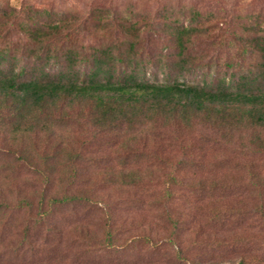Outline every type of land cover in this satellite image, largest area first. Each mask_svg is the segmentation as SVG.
Listing matches in <instances>:
<instances>
[{
	"label": "rangeland",
	"instance_id": "1",
	"mask_svg": "<svg viewBox=\"0 0 264 264\" xmlns=\"http://www.w3.org/2000/svg\"><path fill=\"white\" fill-rule=\"evenodd\" d=\"M1 12L17 14L20 26H31L29 18L45 28L73 24L85 49L118 42L119 26L138 25L136 51L149 81L230 88L259 72L255 43H264V0H0ZM18 26L2 32L6 45L0 40L11 68L58 70L48 60L51 46L36 48ZM186 28L196 32L180 69L174 35ZM70 120L65 138L77 157L74 175L65 171L70 179L60 180L57 171L33 178L25 165L13 166L0 181V203L25 196L34 206L0 212V264H237L249 252L253 264H264V221L253 207L259 195L248 190L249 182L264 181V155L255 154L249 130L227 133L195 121L186 132L161 122L146 152L150 160L141 167L148 177L144 171L145 181L124 187L117 172L109 177L111 167L123 165L120 141L99 134L84 118ZM10 143L0 137V169L12 164L2 157ZM41 143L31 159L37 167H69L66 152L54 161ZM47 179L50 192L78 200L49 210L40 222L33 197Z\"/></svg>",
	"mask_w": 264,
	"mask_h": 264
},
{
	"label": "trees",
	"instance_id": "2",
	"mask_svg": "<svg viewBox=\"0 0 264 264\" xmlns=\"http://www.w3.org/2000/svg\"><path fill=\"white\" fill-rule=\"evenodd\" d=\"M5 13H0V40L5 42L4 45L7 34L2 32L19 25L17 14L7 18ZM9 19L12 22L5 23ZM28 20L31 26L19 25L18 29L21 28L28 41L41 51L50 45L48 60H54L59 68L52 73L43 69L38 70V74L24 73L22 69L16 72L8 60L9 51L0 50V59L6 63L0 64V137L14 142L2 154L11 159L12 164L0 169V181L6 180L5 172H13V166L22 168L25 165L31 167L29 174L33 178L50 177L48 175L57 171L60 180L70 179L65 171L74 175L72 162L77 157L67 146L65 133L74 125L70 120L72 116L84 118L99 134L112 135L120 141L116 151L123 165L111 167L109 177H115L117 172L120 185L124 187H135L145 181L142 172L147 168L141 167L150 160L146 152L161 122L165 129L186 132L191 131L195 121L202 127L227 133L244 128L253 135L255 154L264 155V43H255L261 58L258 74L251 79L241 77L230 88L223 84L212 88L177 81L158 83L147 80L140 68L136 51L138 25L119 26L122 38L118 42L113 39L111 43L85 49L73 24L45 28L34 24L30 18ZM195 32L194 28H186L174 35L180 69L184 68L181 59L189 56L188 44ZM184 37H187L186 41ZM39 141H42L41 151L46 147V153L53 160L66 152L69 167H59L58 171L59 164H56L48 172L37 167L40 163L31 159L39 149ZM146 172L148 177L149 171ZM50 180L47 179L44 189L33 197L37 200L35 208L40 211V222L49 215V210L78 200L66 193L50 192ZM248 185V190L258 192L260 202L253 206L254 214L263 222L264 181L262 184L251 181ZM27 200L30 201L25 196L14 204L5 200L0 203V212L22 209L24 205L27 211H32L33 205ZM254 261L249 252L237 264H253Z\"/></svg>",
	"mask_w": 264,
	"mask_h": 264
}]
</instances>
